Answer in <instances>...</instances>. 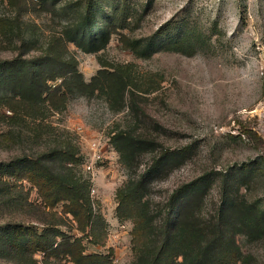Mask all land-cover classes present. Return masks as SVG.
Segmentation results:
<instances>
[{
	"label": "rangeland",
	"instance_id": "obj_1",
	"mask_svg": "<svg viewBox=\"0 0 264 264\" xmlns=\"http://www.w3.org/2000/svg\"><path fill=\"white\" fill-rule=\"evenodd\" d=\"M87 18L93 31L106 20L111 32L99 52L83 51L67 37ZM156 34L181 36L196 49L137 54ZM20 57L50 63L57 57L65 75L48 81L43 116L32 117L20 104L18 111L0 105V163L53 156L67 145L77 158L67 165L90 200L60 201L54 183L43 196L29 173L0 179V232L18 225L59 234L76 255L133 264L139 243L151 242L119 209L117 190L131 172L118 153L98 163L93 200L82 167L91 139L110 142L120 131L157 140V152L143 155L140 170L159 151L180 159L150 186L149 217L157 227L174 192L198 181L203 217L214 215L225 197L264 208V0H0V61ZM79 77L82 88L74 82ZM119 80L122 94L115 90ZM54 160L50 165L60 171ZM235 240L247 257L239 264H264V238L237 234ZM30 254L0 246V264H33ZM33 259L74 262L67 252L37 251Z\"/></svg>",
	"mask_w": 264,
	"mask_h": 264
},
{
	"label": "trees",
	"instance_id": "obj_2",
	"mask_svg": "<svg viewBox=\"0 0 264 264\" xmlns=\"http://www.w3.org/2000/svg\"><path fill=\"white\" fill-rule=\"evenodd\" d=\"M92 24L91 19H85L67 37L83 51L95 53L106 48L111 32L107 29L106 20L96 31H93L95 25ZM186 44L181 36L173 35L162 39L160 34H156L148 44L140 45L136 52L141 56H148L160 48L189 54L196 49L194 45L190 49ZM64 75L62 61L57 57L51 63L21 57L0 61V105L5 104L13 111H18L20 104L32 117L43 116L46 111L44 95L51 90L48 81L60 80ZM74 82L77 88H82L83 80L80 77ZM62 86L61 84L58 88ZM124 88L121 80L117 81V94H122ZM111 144L119 154L121 164L131 172L124 187L117 190L119 209H125V215L134 219L136 233L151 242L142 240L139 243L133 264H239L247 257L237 244L235 236L243 234L252 241L264 238V208L246 200L239 203L233 197H225L214 215L203 217L198 211L204 192L199 187L200 181L188 185L186 190L178 189L174 192L166 206L164 220L157 227L154 217H149V189L154 180L178 166V155L159 151L153 156L152 163L140 170L143 155L157 152L156 139L120 131L112 137ZM66 146L63 150H56L53 156L42 154L37 158L26 156L2 162L0 179L29 173L41 195L44 196V188L54 183L58 186L60 201L76 202L81 206L90 199L85 196L86 185L79 183L74 169L67 165L77 161V158L75 152ZM54 159L60 161V171L50 165H53ZM175 209V216L172 217ZM58 236L59 234L50 235L47 232L37 234L15 225L0 232V246L8 250L15 248L20 256L31 251L33 264H38L33 259L37 251L58 254L67 252L73 257V264H111L101 255H76L70 243L59 242ZM30 242L34 246L32 250L28 247Z\"/></svg>",
	"mask_w": 264,
	"mask_h": 264
},
{
	"label": "built area",
	"instance_id": "obj_3",
	"mask_svg": "<svg viewBox=\"0 0 264 264\" xmlns=\"http://www.w3.org/2000/svg\"><path fill=\"white\" fill-rule=\"evenodd\" d=\"M82 128L80 129V131ZM114 155L117 157V152L113 148L111 141L107 142L102 136L94 137L88 143V149L83 153L82 167L87 179L91 185L92 199L98 193V171L97 165L100 162L112 161ZM94 200V199H93Z\"/></svg>",
	"mask_w": 264,
	"mask_h": 264
}]
</instances>
